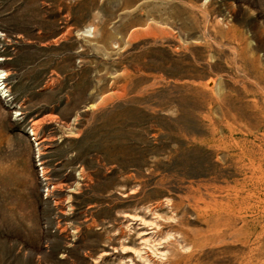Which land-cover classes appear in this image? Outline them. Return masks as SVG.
I'll list each match as a JSON object with an SVG mask.
<instances>
[{
    "label": "rangeland",
    "instance_id": "obj_1",
    "mask_svg": "<svg viewBox=\"0 0 264 264\" xmlns=\"http://www.w3.org/2000/svg\"><path fill=\"white\" fill-rule=\"evenodd\" d=\"M0 71V264H264V0H0Z\"/></svg>",
    "mask_w": 264,
    "mask_h": 264
},
{
    "label": "bare ground",
    "instance_id": "obj_2",
    "mask_svg": "<svg viewBox=\"0 0 264 264\" xmlns=\"http://www.w3.org/2000/svg\"><path fill=\"white\" fill-rule=\"evenodd\" d=\"M5 76V74L3 73V71H0V79H2L3 77ZM1 81V80H0ZM0 85H1V83H0ZM3 88H1V90H2ZM33 133V132H32Z\"/></svg>",
    "mask_w": 264,
    "mask_h": 264
}]
</instances>
